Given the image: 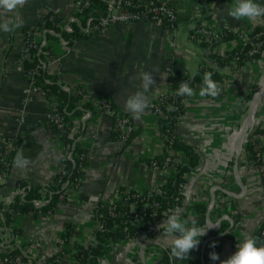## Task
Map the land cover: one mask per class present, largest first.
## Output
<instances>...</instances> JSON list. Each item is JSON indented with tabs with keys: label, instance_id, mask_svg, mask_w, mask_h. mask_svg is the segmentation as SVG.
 <instances>
[{
	"label": "crops",
	"instance_id": "1",
	"mask_svg": "<svg viewBox=\"0 0 264 264\" xmlns=\"http://www.w3.org/2000/svg\"><path fill=\"white\" fill-rule=\"evenodd\" d=\"M75 2L28 0L16 10L23 20L22 27L11 33L0 31V145L2 139L11 137L16 145L9 175L0 185L1 206L6 198L19 192L22 183L45 185L51 182L63 155L65 131L50 126L47 119L54 104L38 93H25L30 81L21 55L25 47L24 29L34 28L48 14L66 19L75 12ZM233 2H209L211 17L204 25L216 31L228 29L235 34H246L261 24L262 17L236 20L229 16L227 13ZM257 2L264 5V0ZM173 5L178 21L170 27H155L140 21L115 22L103 33L79 39L71 46L60 38L46 43L42 29L35 33L40 45L50 48L47 73L58 76L64 89L82 92L78 106L92 104L91 100L96 98L107 99L121 114L129 117L135 132L125 145L114 140L111 137L112 117L93 104L90 110L79 115L70 114L72 125L78 127L75 139L79 140L85 159L79 195L77 199L62 203L53 215H14L10 227L20 231L14 240L25 245L30 257L27 264H47V258L55 253L60 254L55 264H76L72 254L76 241L73 240H80L84 235L82 230L86 231L97 206L109 202L121 188L143 190L149 184H161L164 174L149 169L145 161L164 153L157 117L149 107L139 118L134 117L125 108V100L141 90L139 74L143 71L156 70L153 73L156 87L148 93L151 104L166 91L167 79L174 71L192 77L207 63L192 37L200 17L198 0H173ZM237 40L220 43L217 50L220 53L231 50L238 45ZM223 75L219 85L221 91L216 97L202 94L204 89L200 85L193 88L195 94L185 98V112L175 128L178 138L193 145L199 156V175L193 184L202 188V194L188 193L187 200L197 201V197H201L199 203L206 205L211 198L209 188L215 187L218 206L211 211V218L219 221L220 226L226 223L224 232L233 240V244L222 240L216 252L220 259H211L207 264H221L234 254L233 249H237L238 244L247 237L255 238L264 226V133H253L257 126L264 128V94L254 113L256 124L252 130L248 127L243 130L245 119L250 113L254 116L252 101L259 92L261 77L264 85V53L244 65L225 68ZM238 130L244 131L245 147L237 165L239 180L236 181L226 175L231 152L224 139ZM256 135L261 137L256 138ZM256 142L260 159L250 158L246 152L247 143L254 146ZM19 149H23L30 161L25 169L13 166ZM202 173L208 177L200 183ZM240 191L250 192L251 196L236 197L235 193ZM65 222L72 223L73 240L62 243L60 237ZM219 230L211 240L221 236ZM81 231L83 235H79ZM9 239L10 235L4 238L5 241ZM194 258L190 256L188 264H196ZM0 264L13 263L0 259Z\"/></svg>",
	"mask_w": 264,
	"mask_h": 264
},
{
	"label": "trees",
	"instance_id": "2",
	"mask_svg": "<svg viewBox=\"0 0 264 264\" xmlns=\"http://www.w3.org/2000/svg\"><path fill=\"white\" fill-rule=\"evenodd\" d=\"M90 1L91 4L89 7L83 8L80 12L75 14L77 19L71 23L70 31L60 30L57 26L59 21L56 19L57 16L51 20L49 19L52 14L46 15L34 28L24 29V42L28 49L27 55L22 61L23 69L25 73H32L36 65L40 64L37 73L32 75L34 85L40 86L44 92V98L52 101L56 110L66 117L67 131H70L72 128V120L68 118L70 114L79 115L90 110L93 106L88 103H82L78 106V103L82 98V92L80 93L77 90L76 92L71 89H64V83L58 78V76L47 73L46 66L48 63V57L51 55L50 48L46 44L41 46L40 42L35 39L34 35L38 30L42 29L44 31L46 43L52 39L61 38L65 41L67 46H71L79 39L90 37L87 33L82 32L86 20L87 18L92 17V23H96L100 17L104 16L108 7V0ZM130 1L133 11H139L140 8L138 7V4H140V0ZM211 1L212 0H198L200 17L197 21L196 28L203 27L205 21L211 17V6L209 5V2ZM262 20L264 21V17H262ZM247 36L248 39L242 44L240 43L231 50L224 51V53L221 54L215 51V47L220 43L236 40L238 36L235 33L228 29L216 31L209 44L204 41L202 36L196 34V36H194V42L202 50L208 64L201 65L199 70L192 77L183 75L179 70L174 71L167 79V89L161 94L160 100L155 99L152 102V108H150V110L154 111V109L158 107L161 111L160 114L157 115V122L164 143L170 145L175 153L180 152L185 155V159L174 167V171L170 174L167 181L152 193L150 199L152 203H159L162 207L173 206L175 201L180 198V194H178V185L183 180V174L193 170L199 164V156L196 148L178 138L175 133L179 118L185 112L184 101L187 97L177 95L180 82L187 81L192 89L197 85L204 88V75L205 73H211L212 80L220 85L224 79L223 70L225 68L229 66H241L253 58H259L261 56L260 53L255 54L254 56H249L248 50L250 49V43H258L261 53H264V23L256 25ZM112 108L118 111L113 105ZM49 125L54 127L51 122H49ZM253 133L262 134L264 133V128L257 126ZM79 134H81V131ZM75 137L76 134H73V137L70 140L65 136V140L70 141L71 145H73V161H70L67 158H60V161L64 164V175H55L53 180L45 185H27L22 183L20 184V187L23 188V191L18 192L10 198L1 217V260L13 264H27V262L30 261L25 245H19L14 240V237L20 232L19 229L10 227L14 215L31 216L38 213L54 211V209L59 208L62 203L67 201L63 198L67 190L73 188L78 181L80 183L79 186H81L84 177L83 166L85 164V159L84 151L80 147V142L79 140H76ZM111 137L114 140H118V135L114 131H112ZM132 137L133 135L123 145L129 143ZM246 152L250 158L255 159L257 157L254 146L251 143H247ZM76 153L83 157L76 158L74 156ZM164 154H166L165 151ZM154 158L161 161V155ZM145 161L146 163H149L150 159ZM35 200H41L43 202L42 205L36 206L34 204ZM153 209L154 208L151 205L136 217H134L133 214H130L126 215L125 218H121L119 216H111L108 207L102 206L99 211L100 218L104 223V231H98L95 233L96 242L94 245L84 246L76 244V252L73 254L74 257L78 260L79 264H97L99 259L111 250V245H105L107 239L115 242L124 236H135L139 233L142 227L145 228L148 222L152 220V217H150L149 214L152 213ZM194 209L197 212L196 221L198 224L202 225L204 223L206 205L198 203L194 205ZM118 210H120V207L117 204L114 206L113 212ZM124 220H126V222H124ZM114 223L117 224L118 227L115 230H111ZM226 226V223H223L219 230L221 236L211 241V243L215 242L216 246L214 248L209 246V248L215 253L219 249L218 247H220L223 238L231 237L229 233L224 232ZM63 229L60 237L62 243H67L68 241L73 240L74 228L72 223L65 222ZM9 235V241H5L4 238H8ZM254 239L257 241V246H261L258 231ZM59 255V253L50 255L47 258V264H55Z\"/></svg>",
	"mask_w": 264,
	"mask_h": 264
},
{
	"label": "built area",
	"instance_id": "3",
	"mask_svg": "<svg viewBox=\"0 0 264 264\" xmlns=\"http://www.w3.org/2000/svg\"><path fill=\"white\" fill-rule=\"evenodd\" d=\"M108 7L106 9L105 15L100 17L96 23H92V17L87 18L85 26L82 29V32L87 33L89 36H94L97 34H101L106 31L110 25L115 22H148L154 25L155 27H170L177 24L178 17L176 9L173 5V0H140V4L138 7L140 8L139 11L134 12L132 8V4L130 0H108ZM91 4L90 0H76L75 2V12L67 17L66 19H60V17H56L58 21L57 26L60 30L63 31H70L71 30V23L76 21L77 17L75 16L76 13L80 12L81 9L89 7ZM210 5V3H209ZM91 13V12H90ZM55 16H50L49 19H53ZM264 21L262 20L261 24ZM166 25V26H165ZM252 31V30H251ZM250 31V32H251ZM216 30H214L209 25H204L203 27L196 28L192 33V37L199 35L202 36L204 41L208 44L211 43L212 37ZM249 33V32H248ZM248 33L246 34H236L238 36L237 43L238 45L243 43L248 39ZM61 39V38H60ZM62 40V39H61ZM64 41V40H62ZM65 42V41H64ZM250 49L248 50L249 56H254L255 54H262L259 49L258 43H250ZM27 46L25 45L23 53L21 55V61L27 55ZM215 51L217 50V46L215 47ZM220 53V52H219ZM224 52H221L223 54ZM208 62L202 64L206 65ZM40 68V64H37L36 67L33 69L32 73H26L27 77L29 78V88L26 90V94H31L32 92L38 93L41 97H44V92L40 86L34 85V81L32 80V75L37 73L38 69ZM47 82V81H46ZM202 87V86H201ZM263 87V86H262ZM203 88V87H202ZM204 89V88H203ZM260 88L259 90H261ZM263 90V89H262ZM161 95L157 98L160 100ZM27 100V98H25ZM261 98L259 99L257 105L253 108L252 113L256 112L257 106L260 104ZM91 103L100 108L103 112L109 114L113 119V131L118 135V141L122 144L127 142V140L134 134L135 126L131 122L128 116L121 114L120 112L116 111L112 108L111 103L104 98H96L91 100ZM152 103L149 105V111L153 113L156 117L160 114V109L156 107L154 111H151ZM69 119L72 120L71 116H68ZM48 121L51 122L54 127L65 131V135L68 139L71 140L73 134L76 133L78 127L72 128L70 131H67V119L64 115L56 110L53 106L48 113ZM251 123V122H250ZM248 124V128L252 129L254 125ZM256 138H260L261 136L256 135ZM244 134L242 130H238L234 134L226 137L224 139L225 146L228 148V151L231 152L229 155L231 157L230 161V168L227 171V176H232L236 181L239 180L237 174V165L239 162V158L242 156L245 147L244 141ZM163 143L164 139L162 137ZM63 155L60 158H67L70 161H73L72 156V147L70 141L64 139L63 141ZM16 150L15 140L13 137L2 139L0 145V185H2L6 178L9 175L12 156L13 152ZM254 150L256 151V155L258 159H260V149L258 143H254ZM164 151L166 154L161 155V161L152 157L146 165L149 169L161 172L164 174V178L160 185H162L165 181H167L170 174L174 171V167L185 159V155L183 153H175L170 145H166L164 143ZM76 158H82L80 154L76 153L74 155ZM198 166V165H197ZM233 167V168H232ZM65 169L64 164L62 161H59V166L57 168L56 174L64 175ZM199 170L198 168H194L193 170L186 172L183 174V180L178 185V194H180V198H178L173 206L162 207L159 203H152L151 202V195L160 185L149 184L143 190H133L131 188H124L120 189L117 195L114 196L109 202H106L103 205H99L96 207V214L93 219L89 222V225H86V231L84 235L82 231L79 235H83L80 237V240L74 239L75 245H94L95 240V233L98 231H104V223L100 218V211L99 209L102 206L108 207L109 213L113 217H121L125 218L126 215L133 214L136 217L139 213H141L144 209L148 206H153V211L150 213V217L152 220L148 222L147 226L144 228L142 227L138 234L135 236H124L121 239L112 242L111 240L107 239L105 241V245H111V250L103 255L97 264H188V260H174L170 256V248L168 247V242L163 239V232L157 229V225L166 220V216L164 214L170 213L173 210H181L182 216L181 219H187L189 217L195 218L197 216V212L194 209V205L199 203L201 197H197L198 200H187L188 193H196L202 194V188L198 189L193 183H195V179L198 178ZM201 178L199 179L200 183H203L208 174L202 173ZM53 180V179H52ZM51 180V181H52ZM79 181L74 185L73 188L67 190L65 195L63 196L64 199H77L80 191ZM215 187L209 188V193L211 195L210 201L206 204V211H205V218L204 223L202 225L198 224L200 227H206L209 223L213 225H217V227L210 228L206 235L200 238L199 246L196 250H193L189 253L190 256H194V260L196 264H207L210 262L209 253L212 252L210 250L209 245L212 241V236H216V232L220 228L219 221L213 220L211 218V211L215 210L218 206V200L215 198ZM23 188L19 190L22 192ZM251 193H245L244 191H240L235 193L236 197L241 198H248L250 197ZM10 201V198H6L0 207V220L2 217V212L6 209L7 203ZM41 200H35L34 204L36 206L42 205ZM120 207V210L113 212L114 206ZM58 208L54 209V211H48L47 215H53L56 213ZM126 222V220H124ZM117 224H113L111 230L117 229ZM126 229V228H125ZM88 236V238L86 237ZM259 239L261 245H264V226H262L258 230ZM86 237V238H84ZM213 237V238H214ZM220 237V236H219ZM223 240L230 242L233 244V240L231 238L224 237ZM88 242V243H87ZM74 254L76 252V246L72 249ZM237 249H233L234 253ZM73 260L76 264H79L78 260L73 255Z\"/></svg>",
	"mask_w": 264,
	"mask_h": 264
},
{
	"label": "clouds",
	"instance_id": "4",
	"mask_svg": "<svg viewBox=\"0 0 264 264\" xmlns=\"http://www.w3.org/2000/svg\"><path fill=\"white\" fill-rule=\"evenodd\" d=\"M28 0H0V31L5 33L14 32L22 27L23 20L17 14V9L22 8ZM236 20L248 19L256 20L264 17V5L257 0H234L232 7L227 13ZM153 71H143L139 74L140 89L129 95L125 100V108L139 118L150 105L148 93L156 87V80ZM221 91L220 86L212 80L211 73L204 75V92L202 94L216 97ZM194 90L187 81H181L177 90V95H194ZM30 161L23 154V149L17 150L13 160L16 169H25ZM166 220L156 227L163 232V239L168 242L170 256L174 260H188L189 253L196 250L200 243V238L206 235L210 228L217 227L209 223L206 227L197 225L195 218L181 219L182 211L177 209L170 213H165ZM215 242L210 247H215ZM210 259L219 260V255L215 252L209 253ZM221 264H264V245L257 246V241L252 237L245 238L243 243L237 245V250L228 259L221 261Z\"/></svg>",
	"mask_w": 264,
	"mask_h": 264
},
{
	"label": "water",
	"instance_id": "5",
	"mask_svg": "<svg viewBox=\"0 0 264 264\" xmlns=\"http://www.w3.org/2000/svg\"><path fill=\"white\" fill-rule=\"evenodd\" d=\"M262 92V93H261ZM264 94V91L261 89V90H259V92L257 93V97H256V99H253V101H252V110H253V108L257 105V103H258V101H259V99L262 97V95ZM252 115H253V113H252ZM248 124H249V117H247L246 119H245V122L243 123V130L245 131L246 129H247V127H248ZM244 131H242V133L244 132ZM17 194V193H16Z\"/></svg>",
	"mask_w": 264,
	"mask_h": 264
},
{
	"label": "rangeland",
	"instance_id": "6",
	"mask_svg": "<svg viewBox=\"0 0 264 264\" xmlns=\"http://www.w3.org/2000/svg\"><path fill=\"white\" fill-rule=\"evenodd\" d=\"M183 26H184V25H182L181 27H183ZM183 31H184V30H183ZM185 33L187 34V32H185ZM262 78H263V77L260 78V81H259L260 86H259L258 90H259L260 88H262V86H263L262 83H261ZM251 101H252V100H251ZM256 122H257V121H256V115H254V116H253V121H252L251 123H252V125H255ZM251 123H250V124H251ZM252 129H253V128H252ZM252 129H251V130H252Z\"/></svg>",
	"mask_w": 264,
	"mask_h": 264
},
{
	"label": "bare ground",
	"instance_id": "7",
	"mask_svg": "<svg viewBox=\"0 0 264 264\" xmlns=\"http://www.w3.org/2000/svg\"><path fill=\"white\" fill-rule=\"evenodd\" d=\"M263 87H264V85H263ZM263 89V91H264V88H262ZM262 93V92H261ZM252 120H253V117L251 116V113H250V115H249V123L250 122H252Z\"/></svg>",
	"mask_w": 264,
	"mask_h": 264
}]
</instances>
